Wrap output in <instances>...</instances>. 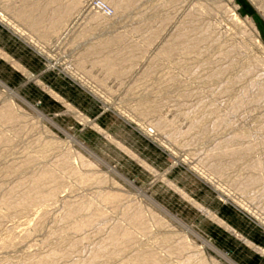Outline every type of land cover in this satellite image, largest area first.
Listing matches in <instances>:
<instances>
[{"label": "rangeland", "instance_id": "obj_1", "mask_svg": "<svg viewBox=\"0 0 264 264\" xmlns=\"http://www.w3.org/2000/svg\"><path fill=\"white\" fill-rule=\"evenodd\" d=\"M257 1L134 0L118 12L107 0H0V246L9 244L0 264L47 257L48 264H126L138 252L158 264H264ZM70 3L76 7L64 23L47 28L51 10ZM34 6L48 11L37 29L19 16ZM180 31L189 44L211 39L161 55ZM108 59L117 64L114 75L103 66ZM219 70L220 78H210ZM236 151H243L239 162L228 156L223 174L211 170L214 157ZM45 170L58 186L54 199L3 204L18 202ZM108 195L119 202L103 203ZM76 204L82 212L65 223L66 208ZM133 213L145 231L129 221ZM116 227L133 233V243L91 263Z\"/></svg>", "mask_w": 264, "mask_h": 264}, {"label": "bare ground", "instance_id": "obj_2", "mask_svg": "<svg viewBox=\"0 0 264 264\" xmlns=\"http://www.w3.org/2000/svg\"><path fill=\"white\" fill-rule=\"evenodd\" d=\"M258 1H257V5L259 6V8L262 11V14L264 16V2H262V0H258ZM107 2L112 5V7L114 8L115 11L119 12V11H123L124 8L128 7L131 3L134 2V0H107ZM34 7H28V8L23 9L19 13V16H20V18H22V20L27 21L30 24L31 28L37 29L38 26H40L42 24V22L44 21L45 14H47L48 11H47V7H40V8H37L36 6H34ZM75 7H76L75 4L70 3V4H68L67 7H63L61 9H53V10H51V13H50L51 14V20H50V23L48 24L47 28L55 29V28L60 27L64 23V18L65 17L67 18V14L69 12H71V10H73ZM35 11H37L39 13L34 14ZM195 22L196 21H194V23ZM250 26L252 27L251 30L254 31L255 27L253 26V22H250ZM206 30L209 31L210 27H208V28L206 27ZM198 33H200V32H198ZM207 33H209V32H207ZM186 34H188V32ZM186 34H184V32L182 33V31H180L177 34V36H176V40L178 41V43L175 41L176 43H170V44L164 45V47L162 48L160 54L163 55V56H166V57H170L172 52L177 50V49H179L182 52H190L191 50L200 47L201 44L203 45V44H206V42H209L208 41L209 38L208 39L205 38V37H209V35H202L203 33H200V35H202V36H197V40L195 38L196 41H191L192 43L189 44V42H188L189 40L185 41V39H188V35H189V34L188 35H186ZM149 44H150V42H149ZM226 55L227 54H224V56H226ZM103 66L106 68V70L108 72L113 73V75L116 72L117 64L115 63V60H109L108 59L103 64ZM250 70H251V68H250ZM221 74L222 73H220V70H219V72H216V71L212 72V74L210 75V78L218 79V78H220ZM258 88H259V92H260L259 94H263L264 93V85H261ZM224 92L226 93L225 90H224ZM243 101H244V99H243ZM237 106H238V103H236L235 107H237ZM2 114H6V112L5 113H1L0 115L2 116ZM7 115H5V116H7ZM8 116H10V115H8ZM8 116L6 118H8ZM0 118L2 119L3 116L0 117ZM9 119L11 120L13 118L9 117ZM238 135H240V134H238ZM241 137L242 136H239L238 139H240ZM250 148H247L246 152H249L251 150ZM236 152L237 153H233L231 155H227V154H224V153L220 154V155L216 156V159L214 157L215 160L214 159L212 160L213 162L211 163V165L209 167L216 174H219V175L223 174L224 171L226 170V168L228 167V163H227L228 156H231L230 158H232V160L236 161V162H239L243 158L242 157L243 151H236ZM252 167H256V166L253 165ZM52 181H53V174L50 171H46L45 170L42 173H40L39 175H37V176H35V177H33L31 179V181H30L31 185L29 184L30 187L27 186L29 188V191L27 193L25 192L26 194L25 195L23 194L24 196L18 202L16 201V200H18V198H17L15 200L17 203L16 202L13 203L11 201L5 202L7 200L6 199V200H3V204L6 205L8 209L12 208V207H21V208H23V207L38 206V205H41L43 202H45L47 200L54 199L55 196H56V193H57L58 186L57 185L51 186V182ZM253 181L254 180H251V182H253ZM14 194H16V193H14ZM14 194H10L11 197ZM8 198L10 199V197H8ZM15 198H16V196H15ZM12 199H14V198H12ZM12 199H10V200H12ZM117 201H118V198H116L114 196L108 195V196H104L103 197V203H105V204L115 205L117 203ZM82 210H83V207L80 206L79 204H76L75 206H71L70 205L68 208H66V210H65V212L63 214L62 220L65 221V223L69 222V224H70V222L72 221V218L76 214L82 212ZM95 216H97V214ZM85 218H87V217H85ZM89 219H92V218L90 217ZM89 219H87V221H89ZM95 219H97V218L95 217ZM95 219H94V221H96ZM82 220H84V219H82ZM129 221L134 226L139 228L140 230H142V231L146 230L144 222H143L140 214H138V213L134 214L133 213V215L129 216ZM91 222H93V221L91 220ZM91 222L89 221V223H91ZM85 223H84V221L80 222L78 224L72 223L73 225L72 224H71L72 226L70 225L71 226L70 230L78 231L80 228H82L85 225ZM132 234L129 232V230H126V229H123V228H120V227H116V228L112 229L110 234L107 236L106 240H104L102 243L97 245L96 248H94L92 256H90L91 257V263H92V261H97V260H101V259H112V258L120 256L125 251V248L129 247V245L133 243V241H134L133 238L134 237L132 236ZM8 245H9L8 243H3L0 246V248H7ZM76 246H77L76 242L73 243L72 246H71V250H73ZM184 247H185V245L182 244L180 247H178V248L175 247L176 249H172L171 252L174 253V254L182 252ZM52 253H54V252H52ZM72 254H73V251H72ZM51 259H53V258L47 257V258L39 259V260H36V261H31L29 264H48L51 261ZM187 262H188V264H190V260H188ZM158 263H159V259L155 255L150 254V253H144V252H138L137 254H135V256L133 258H131V260L128 263L126 262V264H158Z\"/></svg>", "mask_w": 264, "mask_h": 264}]
</instances>
